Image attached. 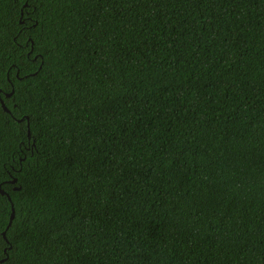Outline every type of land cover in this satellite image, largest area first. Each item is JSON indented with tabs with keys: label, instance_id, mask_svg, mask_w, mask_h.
Instances as JSON below:
<instances>
[{
	"label": "trees",
	"instance_id": "obj_1",
	"mask_svg": "<svg viewBox=\"0 0 264 264\" xmlns=\"http://www.w3.org/2000/svg\"><path fill=\"white\" fill-rule=\"evenodd\" d=\"M0 262L264 264V0H0Z\"/></svg>",
	"mask_w": 264,
	"mask_h": 264
},
{
	"label": "water",
	"instance_id": "obj_2",
	"mask_svg": "<svg viewBox=\"0 0 264 264\" xmlns=\"http://www.w3.org/2000/svg\"><path fill=\"white\" fill-rule=\"evenodd\" d=\"M3 103V102H2ZM3 106H4V108L6 109V110H9L8 108H7V106L3 103ZM29 136H30V130H29ZM16 181V179H14L13 180V182H15ZM1 192L2 193H5V191L4 190H1ZM8 195V194H7ZM8 197H9V199H11V197L8 195ZM14 216H15V208H14V205H12V213H11V216H10V222H9V225L12 223V220H13V218H14ZM4 237H6L5 236V234H4Z\"/></svg>",
	"mask_w": 264,
	"mask_h": 264
},
{
	"label": "snow or ice",
	"instance_id": "obj_3",
	"mask_svg": "<svg viewBox=\"0 0 264 264\" xmlns=\"http://www.w3.org/2000/svg\"><path fill=\"white\" fill-rule=\"evenodd\" d=\"M0 264H3V262H0Z\"/></svg>",
	"mask_w": 264,
	"mask_h": 264
}]
</instances>
